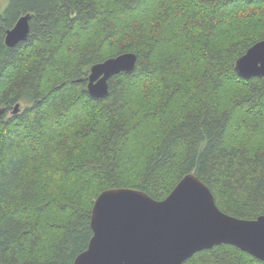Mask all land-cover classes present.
<instances>
[{"label":"trees","instance_id":"1","mask_svg":"<svg viewBox=\"0 0 264 264\" xmlns=\"http://www.w3.org/2000/svg\"><path fill=\"white\" fill-rule=\"evenodd\" d=\"M31 13L14 47L6 31ZM264 39V0H10L0 15V263L73 264L106 189L161 200L188 173L233 216L264 215V78L237 59ZM135 52L110 93L92 65ZM26 106L7 115L17 103ZM184 264H264L231 244Z\"/></svg>","mask_w":264,"mask_h":264},{"label":"water","instance_id":"2","mask_svg":"<svg viewBox=\"0 0 264 264\" xmlns=\"http://www.w3.org/2000/svg\"><path fill=\"white\" fill-rule=\"evenodd\" d=\"M31 18V13L21 15L6 31L8 47L29 37ZM137 62L135 52H125L92 65L88 93L107 97L110 80L132 73ZM235 69L244 79L264 78V39L237 59ZM20 109L17 103L12 114ZM91 228L88 247L73 264H184L196 252L221 244L234 245L264 261V215L244 219L226 213L209 185L194 172L161 200L138 188L104 190L92 208Z\"/></svg>","mask_w":264,"mask_h":264},{"label":"rangeland","instance_id":"3","mask_svg":"<svg viewBox=\"0 0 264 264\" xmlns=\"http://www.w3.org/2000/svg\"><path fill=\"white\" fill-rule=\"evenodd\" d=\"M9 2H10V0H0V12H3L4 8L7 7ZM21 105H22V108H24L26 106V104L24 102H21ZM10 112L7 114L8 116L11 114Z\"/></svg>","mask_w":264,"mask_h":264},{"label":"flooded vegetation","instance_id":"4","mask_svg":"<svg viewBox=\"0 0 264 264\" xmlns=\"http://www.w3.org/2000/svg\"><path fill=\"white\" fill-rule=\"evenodd\" d=\"M8 6V5H7ZM6 8V7H5ZM5 8H4V10H3V12H0V15H4V13H5Z\"/></svg>","mask_w":264,"mask_h":264},{"label":"bare ground","instance_id":"5","mask_svg":"<svg viewBox=\"0 0 264 264\" xmlns=\"http://www.w3.org/2000/svg\"><path fill=\"white\" fill-rule=\"evenodd\" d=\"M28 14V13H27ZM25 15V14H24ZM21 104V103H20ZM14 109V108H13ZM21 109H22V105H21ZM21 109H20V111H21ZM1 110V109H0ZM11 113V115H14V114H12V111L10 112ZM97 199V198H96Z\"/></svg>","mask_w":264,"mask_h":264}]
</instances>
